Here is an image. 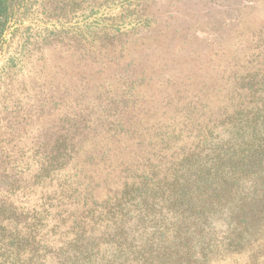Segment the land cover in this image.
I'll use <instances>...</instances> for the list:
<instances>
[{
    "label": "trees",
    "instance_id": "obj_1",
    "mask_svg": "<svg viewBox=\"0 0 264 264\" xmlns=\"http://www.w3.org/2000/svg\"><path fill=\"white\" fill-rule=\"evenodd\" d=\"M26 1L0 0V50ZM212 8L223 9L211 27L220 45L196 35V70L178 64L177 84L155 74L165 78L157 100H138L154 78L121 71L111 35L94 36L92 63L76 64L88 84L60 90L83 100H46L41 118L14 123L11 104L0 126V172L12 177L0 186V264H264V27L249 24L264 26V6Z\"/></svg>",
    "mask_w": 264,
    "mask_h": 264
},
{
    "label": "rangeland",
    "instance_id": "obj_2",
    "mask_svg": "<svg viewBox=\"0 0 264 264\" xmlns=\"http://www.w3.org/2000/svg\"><path fill=\"white\" fill-rule=\"evenodd\" d=\"M215 1L27 0L24 9L11 21L0 50V113L5 111L0 126L6 125L12 103H19L20 110L12 119L14 123L41 118L37 105L46 100L53 103L83 100L76 93L69 96L60 90H80L82 85L88 84L91 76L81 78V66L76 67V64L80 60L84 65L92 63L90 43L94 36L103 39L112 35L116 47L123 48L120 55L127 65L121 71L129 68L134 70L136 77L154 78L153 92H150L149 84H142L138 89L141 96L138 100L159 99L154 85L165 78L157 79L155 74L171 73V83L177 84L176 78L181 82L183 72L175 68L183 62L187 65L193 62L197 55V52L193 53L196 35L214 46L220 45V38L211 27L217 23L213 16L223 9L212 8ZM260 1L264 6V0ZM249 24L255 29L264 27L260 21ZM182 46L185 54L189 53L188 57L177 51ZM135 61L137 63H133ZM184 68L187 73L197 66L191 64ZM128 76L131 75L128 73ZM167 85L173 87V84ZM210 96V100H218L211 92ZM27 100L33 102L32 111L21 107ZM219 100L238 98L225 96ZM22 154V161L16 155L7 164L14 171L20 172L26 166L28 156L25 151ZM10 178L0 172V186L8 184Z\"/></svg>",
    "mask_w": 264,
    "mask_h": 264
}]
</instances>
